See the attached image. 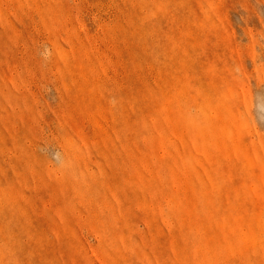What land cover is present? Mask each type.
I'll return each instance as SVG.
<instances>
[{"label": "rangeland", "instance_id": "rangeland-1", "mask_svg": "<svg viewBox=\"0 0 264 264\" xmlns=\"http://www.w3.org/2000/svg\"><path fill=\"white\" fill-rule=\"evenodd\" d=\"M0 264H264V0H0Z\"/></svg>", "mask_w": 264, "mask_h": 264}]
</instances>
